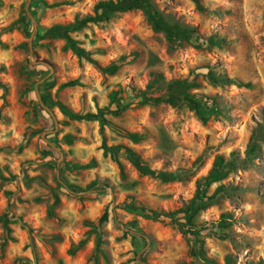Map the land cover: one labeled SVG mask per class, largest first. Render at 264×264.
Returning <instances> with one entry per match:
<instances>
[{
	"label": "rangeland",
	"instance_id": "1",
	"mask_svg": "<svg viewBox=\"0 0 264 264\" xmlns=\"http://www.w3.org/2000/svg\"><path fill=\"white\" fill-rule=\"evenodd\" d=\"M102 1L0 0V176L9 179H0V264H264V0H151L215 42L176 48L143 10L107 18ZM56 25L72 29L43 37ZM79 49L101 67L126 60L105 73ZM69 81L79 84L61 87ZM175 81L190 85L200 114L139 101ZM43 96L74 113L103 111L107 123L71 120ZM104 140L180 179L141 176L126 151L120 164L105 155ZM130 203L183 211L198 236ZM104 212L99 229L90 225Z\"/></svg>",
	"mask_w": 264,
	"mask_h": 264
},
{
	"label": "trees",
	"instance_id": "2",
	"mask_svg": "<svg viewBox=\"0 0 264 264\" xmlns=\"http://www.w3.org/2000/svg\"><path fill=\"white\" fill-rule=\"evenodd\" d=\"M151 0H108V1H102L97 5V11L102 10L101 15L105 17H109L111 15L117 14V13H126L133 10L141 9L146 14L149 22L151 23L152 27L156 31L163 32L165 35V38L169 45L172 48L178 47L182 42H186L187 44H194L196 42L197 46L200 47L202 44H200V41H206L209 44H215L212 37H204L196 27H191L188 25H183L177 20L173 19L172 17H165L164 15L158 13L154 7L150 3ZM197 5H199L198 0H194ZM200 7V6H199ZM23 22V21H22ZM25 23H27L24 20ZM72 29V27H64L60 25H56L51 27L49 30L46 31L43 37H47L49 39L53 38H65L68 35V32ZM80 55L86 58L88 61H90L97 69H99L102 72L105 73H115L120 68L121 64L126 60L125 57L119 58L118 61L115 63L107 66V67H101L98 65L97 62L93 61L91 57L89 56V53L85 52V50L79 49ZM33 68H36V66H32ZM162 78V75H160ZM211 82H216L218 79H215L213 77H210ZM228 82L235 84L238 87L243 86H249L248 84H245L243 82L238 81L237 79H231L228 80ZM78 81H69L65 84H63L61 87L66 88L70 86H76L78 85ZM193 84V83H192ZM189 84L182 82V81H175L168 85V88L166 92L160 94L157 98L154 97L152 94L148 92H139L138 98L140 102H154L156 100L160 102H165L170 104L171 106H177L180 103H185L187 106H189L192 110H195L197 114H200V109L202 107V104L200 101L197 100L196 94L190 93L188 90ZM152 87V86H150ZM43 101L47 102L50 101L52 105H56L60 111L69 119L75 120V121H94L98 120L102 126H104L107 123L106 118L104 117L103 111H100L99 113H87V114H81V113H74L73 111L69 110L67 107H65L63 104H61L58 101H52L49 97L43 96ZM119 104V102H117ZM107 110V109H105ZM113 111V110H109ZM205 121V119H203ZM119 132L125 136L130 138L133 141H138L139 137L135 133L127 132L122 129H119ZM103 149L105 155H110L111 158L118 162L119 157L122 154V151H126L127 158L131 161L133 166L136 168L137 172L141 176H150L154 178H158L163 182L168 181H174L179 180L180 177L173 173L168 171H155L150 168V166L140 157L139 154L134 152L131 149H124L121 145H115V146H108L104 140L103 142ZM255 147H252V152H254ZM78 166H74V168H77ZM0 179L2 182H6L9 180L8 178L0 176ZM201 188L199 185L198 191H197V198H199ZM199 192V193H198ZM12 194V193H10ZM13 195V194H12ZM56 197V195H54ZM57 198V197H56ZM213 200L211 201H194L192 206H195V210L203 209L207 207L209 204H211ZM129 208H131L134 211H137L142 216L152 219L155 221L162 222L164 224L174 225L179 230H181L182 233L191 234L192 236H198L197 232L192 231V229H187L185 227V224L182 220H184L188 214L182 215L181 212L183 211H177V212H166V211H159L154 210L150 208H146L142 205H136L135 203H130L127 205ZM186 213H189V210L187 209ZM186 216V217H185ZM107 220V213L104 212L103 215L100 217V219L97 222H92L90 225H93L97 229L100 228L102 223ZM0 221L3 222V224L6 226L8 223L7 217H1ZM96 230L95 228H93ZM194 232V233H192ZM99 236V235H98ZM144 237V235H142ZM100 237V236H99ZM99 237L96 238V246L98 247L100 245V239ZM43 240L50 241L52 239H55V236H42ZM84 241H82L79 245L81 246ZM199 242V238L195 239L192 246V251L196 254V244ZM72 247L70 249V253L74 254L77 251V248L79 247Z\"/></svg>",
	"mask_w": 264,
	"mask_h": 264
}]
</instances>
